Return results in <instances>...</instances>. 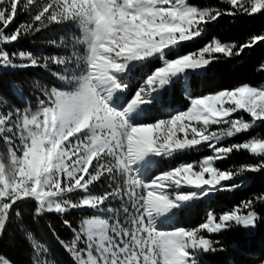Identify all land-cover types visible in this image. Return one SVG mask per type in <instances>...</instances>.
<instances>
[{"label":"snow or ice","instance_id":"1","mask_svg":"<svg viewBox=\"0 0 264 264\" xmlns=\"http://www.w3.org/2000/svg\"><path fill=\"white\" fill-rule=\"evenodd\" d=\"M219 5L0 0V74L54 65L59 70L49 74L61 82L49 87L34 81L35 109H20L0 95V237L13 214L21 216L20 205L31 201L35 217L62 219L68 240L49 228L72 264H208L207 255L226 251L214 235L233 228L250 235L264 223L257 207H264L262 192L218 215L207 210L197 226L159 227L194 202L243 187L240 178L248 173L264 172V137L222 143L264 124V87L244 83L205 94L192 86L221 56L238 57L264 43V33L243 43L212 38L198 50L181 51L223 16L264 13V0H219ZM21 15L26 19L17 24ZM54 26L59 39L47 43L62 51L7 50ZM151 60L160 63L142 73L133 90L132 70ZM176 83L187 98L186 110L170 102ZM11 88L24 99L20 85L13 82ZM153 109L166 118L148 119ZM205 145L211 154L198 161L170 165L147 178L142 174L146 166H157V158L172 159ZM240 151L251 153L254 162L217 166ZM184 186L192 190L183 191ZM73 212L88 213L78 227L69 219ZM33 248L31 264H57L46 247ZM248 255L254 264H264V255ZM0 264L12 262L0 256Z\"/></svg>","mask_w":264,"mask_h":264},{"label":"trees","instance_id":"2","mask_svg":"<svg viewBox=\"0 0 264 264\" xmlns=\"http://www.w3.org/2000/svg\"><path fill=\"white\" fill-rule=\"evenodd\" d=\"M194 5L217 6L218 0H189ZM224 7V5H219ZM26 16L21 15L17 24L25 20ZM15 26V25H14ZM13 26V27H14ZM264 33V13L254 14L252 16H223L217 21L206 26L204 34L199 38L202 44L209 42L212 38H218L222 42L243 43L251 35ZM61 32L55 26L51 29L42 31L32 37H25L20 41L7 45V50H28L33 53L50 55L62 51L56 47L49 46V39H59ZM158 60H151L141 66L135 67L130 76V84L133 90L139 83L138 77L142 73L150 72L155 66L159 65ZM264 64V43H258L255 46L245 49L238 56L225 59L222 56L219 60L212 63L207 72L196 77L192 81V86L197 91L203 93H213L222 89H231L244 83L250 86H264V70L261 65ZM57 70L50 65L49 70L42 68H29L26 70L4 69L0 74V95L7 98L11 104H15L20 109L30 106L35 109L37 106L36 97L39 95V89L34 81H39L42 85L51 87L60 86L59 83L50 76V71ZM15 82L23 89L24 99H18L13 96L11 85ZM168 96L174 107H187V98L185 97L180 83L171 86ZM164 115L157 109H153L148 119L159 118ZM264 137V124H258L250 132L237 136L232 142H238L246 138ZM3 153V146L0 145V154ZM171 165L179 164L178 156L170 159ZM185 162H188L186 160ZM254 162V157L245 151L233 153L227 160L217 164L221 169L228 167H238L243 163ZM156 165L150 170V175L157 174L160 170L158 160ZM244 186L236 191H221L210 200L194 202L193 206L183 209L171 216V220L164 226L165 230H171L173 227H193L203 222L207 210H214L218 215L225 210H231L241 201L250 198L253 194L264 192V172L249 173L243 178ZM261 214H264V207L257 206ZM18 211L21 216L17 218L13 214L8 223L3 236L0 237V256L7 258L12 264H31L35 255L33 245L39 244L50 250L49 259H55L57 264H72L70 254L66 252L58 243L57 238L49 228V224L58 233L59 238L68 240L70 232L64 227L62 219L54 214H48L43 217L34 216L33 202L29 201L21 204ZM88 213L73 212L69 219L73 221L74 226L78 227L80 220L86 218ZM28 233H31L29 238ZM223 243L226 251L217 252L215 255L209 254L205 257L208 264H254V258L248 253L264 255V223L250 235H246L242 228H233L230 231H224L219 235L212 237Z\"/></svg>","mask_w":264,"mask_h":264},{"label":"rangeland","instance_id":"3","mask_svg":"<svg viewBox=\"0 0 264 264\" xmlns=\"http://www.w3.org/2000/svg\"><path fill=\"white\" fill-rule=\"evenodd\" d=\"M219 1V0H218ZM200 38V37H199ZM199 38H196V39H194V40H192V41H190V42H185L184 44H182V46H181V51L182 52H188V51H194V50H198L200 47H202V46H204V44H202L201 45V43L198 41L199 40ZM169 55L171 56L172 55V53H169ZM54 66V65H53ZM55 68H56V66H54ZM59 70V69H58ZM56 80V79H55ZM58 83H59V85H60V83L61 82H59L58 80H56ZM262 87H264V86H262ZM182 109H185L186 110V108H182ZM164 115V114H163ZM241 115H243V113H241ZM161 117V116H160ZM159 117V118H160ZM139 118V117H138ZM163 118H166V115H164V117ZM246 119H247V117H246ZM214 128L216 127V126H213ZM240 136V135H239ZM236 138V137H235ZM234 138V139H235ZM233 139V140H234ZM222 143H225V144H228V143H233L232 142V140H225V141H223ZM245 152H247V151H245ZM249 153V152H248ZM208 154H211L210 153V151L207 149V146L205 145V146H202V147H200V148H198V149H195V150H190V151H187V152H182V153H178L177 154V156H178V160H180V163L181 162H185L186 160H188V162H195V161H198L199 159H201L203 156H205V155H208ZM249 154H251V153H249ZM252 155V154H251ZM157 160H158V162H159V165H160V170H163V169H166V168H168L170 165H171V162H170V159H168V158H163V159H160V158H157ZM219 163V162H218ZM178 165V164H177ZM171 166H176V164H174V165H171ZM154 166H146V168H145V170H144V172L142 173L146 178L147 177H150L151 175H150V170L153 168ZM249 174V173H248ZM243 178H245V177H243ZM243 178H240V179H243ZM182 190L183 191H190V190H192L191 188H190V186H184L183 188H182ZM172 216V215H171ZM171 216H169V217H167V218H165V219H163V220H161L160 221V223H159V227L162 229V230H165L164 229V226L166 225V224H168L169 222H170V220H171Z\"/></svg>","mask_w":264,"mask_h":264}]
</instances>
